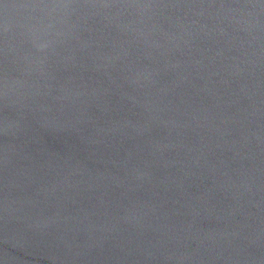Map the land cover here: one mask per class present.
Listing matches in <instances>:
<instances>
[{"label": "water", "instance_id": "1", "mask_svg": "<svg viewBox=\"0 0 264 264\" xmlns=\"http://www.w3.org/2000/svg\"><path fill=\"white\" fill-rule=\"evenodd\" d=\"M0 264H264V0H0Z\"/></svg>", "mask_w": 264, "mask_h": 264}]
</instances>
